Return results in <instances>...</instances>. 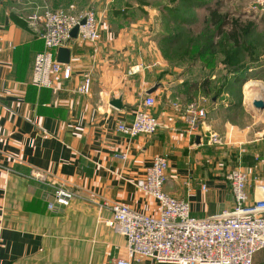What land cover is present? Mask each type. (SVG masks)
Returning <instances> with one entry per match:
<instances>
[{"label": "crops", "instance_id": "1", "mask_svg": "<svg viewBox=\"0 0 264 264\" xmlns=\"http://www.w3.org/2000/svg\"><path fill=\"white\" fill-rule=\"evenodd\" d=\"M117 2L94 1L90 9L99 21L100 40H70L69 78L59 77L53 89H39L31 76L34 57L42 50L40 26L30 27L26 17L40 13L48 2L25 0L21 15L15 1L0 0V264H111L124 257V237L106 224L109 207L117 203L141 214L158 213L153 199L134 185L156 156L168 159L163 191L187 201L193 217L233 209L227 176L235 168L247 174L249 203L260 199L256 186L264 185V111L252 106L259 97L246 100L250 82L241 90V115L251 121L211 119L203 101L208 96L188 101L173 89L182 81L167 75L165 62L148 41L150 33L137 29L142 21L122 24L120 12L127 7ZM86 79L89 92L83 94L79 88ZM147 96L156 102L150 110L159 124L156 132L134 138L119 133L117 124L130 122ZM114 100L120 109L111 105ZM175 102L205 109L206 119L193 134L186 132ZM219 104L231 114L226 94L211 98L210 106ZM210 134L221 143H207ZM121 154L124 160L117 157ZM32 172L64 186L75 198L67 207L48 209L51 198L45 199V192L51 188ZM132 264L173 263L134 259ZM253 264H264V249Z\"/></svg>", "mask_w": 264, "mask_h": 264}, {"label": "built area", "instance_id": "2", "mask_svg": "<svg viewBox=\"0 0 264 264\" xmlns=\"http://www.w3.org/2000/svg\"><path fill=\"white\" fill-rule=\"evenodd\" d=\"M26 18L30 27L40 26L38 35L42 50L34 57L31 76V83L39 89H53L59 77L69 78L70 67L57 62L56 53L72 40L70 33L74 28H78L76 38L83 42L100 40L99 21L91 9L74 12L44 6L40 13H32ZM79 92H89L88 79ZM155 103L153 97H145L132 120L119 122L116 130L129 138L154 134L159 127L157 118L150 112ZM173 107L182 111L187 123L186 132L190 135L206 119V111L198 103L191 102L182 108L175 102ZM208 142L221 143L217 134H210ZM117 157L126 158L125 154ZM167 170V157L156 156L145 169L144 176L134 182L138 190L157 204L156 215L141 214L117 203L109 207L111 219L106 224L125 239V256L113 259L111 264H132L134 259L173 264H253L254 255L264 249V185L256 186L260 199L250 204L246 191L247 174L241 168H235L227 176L233 209L196 218L191 215L187 201L163 191ZM31 176L50 186L51 191L45 192V199L51 198L48 209L67 207L75 198L64 186L48 183L43 174L32 172Z\"/></svg>", "mask_w": 264, "mask_h": 264}, {"label": "rangeland", "instance_id": "3", "mask_svg": "<svg viewBox=\"0 0 264 264\" xmlns=\"http://www.w3.org/2000/svg\"><path fill=\"white\" fill-rule=\"evenodd\" d=\"M13 1H15L13 7L17 10L16 12L21 15L25 14L21 9L25 0H6L7 3H13ZM94 1L47 0V5L53 10L81 12L93 8ZM117 3L127 7L124 12H120V16L125 15L122 24L126 27L130 22L142 21L143 24H140L137 29L143 28L150 33L148 41L158 50L159 58L165 62L167 75L173 81H182L179 88H174L175 84H173V89L180 90L179 93L188 101L198 100L204 96L201 90L204 79H208L210 82L217 81V84L222 82V78L226 74L223 67H251L252 72H250L247 81L250 83L245 87V97L246 88L252 85L259 88V84L256 83L258 82L262 90H258L257 95L264 101V83L257 80L256 74H254L258 73V77L263 76L259 72L264 70V67H257V64L260 59L264 61L263 55L260 58V54H264V38L262 37L263 43L256 46L252 44L255 33L262 32L264 35V0H118ZM210 11L227 15L225 24L221 28L223 32L230 30L232 20L242 23L251 21L256 25V31L252 37L246 42H242V46L236 49L240 59L238 66L233 65V59L228 60V55L234 49L223 36H212V39H209L211 52L214 53L212 60L196 58V51H193V47L203 43L209 34L214 32L213 27L206 22ZM230 63L232 65H229ZM208 67H214V69L210 70ZM162 76H164L163 73L160 74V77ZM212 96L213 94H210L203 100L211 119L231 118L244 123L248 120L251 121L249 116L242 117L240 113L229 115L222 104L210 106ZM212 107L213 111H211ZM248 110L252 111V108L249 107Z\"/></svg>", "mask_w": 264, "mask_h": 264}, {"label": "trees", "instance_id": "4", "mask_svg": "<svg viewBox=\"0 0 264 264\" xmlns=\"http://www.w3.org/2000/svg\"><path fill=\"white\" fill-rule=\"evenodd\" d=\"M226 17L227 15L225 14H218L216 11H210L206 22L213 27L214 32L209 34V37H207L203 43L197 44L193 47V51H196V58L200 60H206L207 58H210L209 60H212L214 53L211 52V41H209V39L211 40L212 36H223L229 42L232 49H234L231 51L230 55H228V60L233 59V65L235 66L240 64V59L236 49H239L242 46V42H246V40H249L252 37L254 31H256V25L251 21L242 23L237 20H232L230 23V30L223 32L221 28L225 24ZM262 37L264 38L262 32H259V34L255 33L252 44L256 46L257 44L263 43ZM261 55L264 56V54H260V58H262ZM206 65L208 66V64ZM229 65L232 64L230 63ZM258 66L264 67V61L260 59L259 63L257 64V67ZM208 68L210 70L214 69V67ZM223 70H225L224 72H226V74L223 76L224 78H222V82L220 81V83L217 84V81L210 82L208 79H204L201 84V90L206 96L213 94L212 98H215V100H217L223 94H226L228 96L227 107L229 108L230 113L242 114L241 90L242 87L248 83V77L250 72H252V69L251 67H223ZM259 73H262L263 76L258 77V73H254L256 74V79L263 81L264 83V70H261Z\"/></svg>", "mask_w": 264, "mask_h": 264}, {"label": "water", "instance_id": "5", "mask_svg": "<svg viewBox=\"0 0 264 264\" xmlns=\"http://www.w3.org/2000/svg\"><path fill=\"white\" fill-rule=\"evenodd\" d=\"M81 24H83V21L81 22ZM77 31H78L77 27L71 31L70 33L71 39H76ZM69 55H70V52L66 47L59 48L56 53V61L59 62L60 64L67 65L69 63ZM156 88H157V85L154 86L152 89H150L147 93L148 94L153 93L156 90ZM111 105L117 109L121 108L119 100L112 101ZM252 106L256 110H264V101L262 99H255L252 101Z\"/></svg>", "mask_w": 264, "mask_h": 264}, {"label": "bare ground", "instance_id": "6", "mask_svg": "<svg viewBox=\"0 0 264 264\" xmlns=\"http://www.w3.org/2000/svg\"><path fill=\"white\" fill-rule=\"evenodd\" d=\"M259 90V88L257 86H249L247 88V94H246V100L247 101H250L252 98L254 97H257L258 98V95H257V91Z\"/></svg>", "mask_w": 264, "mask_h": 264}]
</instances>
